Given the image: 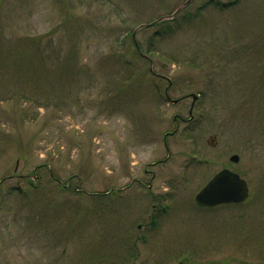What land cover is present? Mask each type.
I'll list each match as a JSON object with an SVG mask.
<instances>
[{
	"label": "rangeland",
	"instance_id": "obj_1",
	"mask_svg": "<svg viewBox=\"0 0 264 264\" xmlns=\"http://www.w3.org/2000/svg\"><path fill=\"white\" fill-rule=\"evenodd\" d=\"M187 1L0 0L9 42L42 35L55 71L41 102L0 96V264H264V0H193L149 43ZM223 169L249 198L199 208Z\"/></svg>",
	"mask_w": 264,
	"mask_h": 264
},
{
	"label": "trees",
	"instance_id": "obj_2",
	"mask_svg": "<svg viewBox=\"0 0 264 264\" xmlns=\"http://www.w3.org/2000/svg\"><path fill=\"white\" fill-rule=\"evenodd\" d=\"M211 2L212 1H210L204 6H201V8L207 7V6H213L218 11L225 12L226 10L233 8L234 5L240 3V0H232L231 2H228V3H223V2H218V1L214 3H211ZM189 7L190 6H187L185 9L179 12L172 20H164L161 22H157L158 20L164 17H170L174 12L168 16L161 17L156 21H151L150 22L151 25H154L155 27H157L158 30L156 33H154V35H152L149 43H152L154 46L157 41L162 42L166 38H169L175 35L178 32V30L181 29L180 20H182L185 17V14L187 15V10L189 9ZM201 8L198 9V14L202 13ZM180 15L182 18H178L180 17ZM5 25H6V22L4 20V17L0 14V88H1L0 96L4 100H8V99L11 100L13 98L19 97L20 99L32 101L34 103L41 102L39 101V96H40L39 93L41 94L42 90H45L44 83L53 82V79H51V76L53 73H55L54 69L53 70L47 69L45 65L46 64L45 60L47 58H50L49 55H47L48 48L42 46L43 45L42 40L45 37H42L41 35L39 37H34L32 39H27V40H21L20 42H15V44H11L9 42V39H7L5 36L6 35ZM223 33H224V30H223ZM233 35L235 38H237V34H233ZM229 41L230 39L225 38L226 43ZM30 47L33 48L34 50H31ZM137 47L134 53L135 56L145 59L144 58L145 54L143 53V50L141 49V46L139 43H137ZM215 49L218 51L212 55L214 56L212 58L221 59L220 52L223 50L220 47L219 48L217 47ZM227 50H225L222 56V59L220 61L228 59ZM159 52L156 50V48L154 49L152 48V49H148V51L145 53L146 54L148 53L151 55V54H156ZM52 55L54 57H59L58 54L56 53ZM162 56L163 55H161V57ZM191 56H193V58H199V57L205 58L206 57L205 54L203 55L193 54ZM163 57H165V59L169 60V62L171 63H178V62H186V59L189 56L185 55L182 52L176 56H170V55L166 56L165 55ZM190 63L192 65L196 64L194 63L193 60H191ZM219 63L220 62H217V64ZM202 65L203 64H200L199 66H195V67L200 68ZM220 67L221 65H215L213 70H217ZM60 72H61V76H64V77L69 76L68 74L63 75L64 68H61ZM146 72L149 74L152 73L154 75V72H151V70L146 69ZM7 76L9 77L12 76L10 78H7L9 81L5 79V77ZM62 192L63 193L68 192V190L65 188H62ZM140 239L142 240V238ZM135 245L136 243H134L133 246L130 247L132 251L135 250Z\"/></svg>",
	"mask_w": 264,
	"mask_h": 264
},
{
	"label": "water",
	"instance_id": "obj_3",
	"mask_svg": "<svg viewBox=\"0 0 264 264\" xmlns=\"http://www.w3.org/2000/svg\"><path fill=\"white\" fill-rule=\"evenodd\" d=\"M193 0H189L184 6L179 8L171 17L173 19L178 12L189 5ZM162 18L159 21L165 20ZM145 26H141L139 29ZM193 103L198 96L192 95ZM172 104H176V100H171ZM230 161L234 164L239 163L240 157L233 155ZM249 197V188L247 182L240 177L239 174L223 169L216 174L195 196V203L203 209H213L222 205L242 204Z\"/></svg>",
	"mask_w": 264,
	"mask_h": 264
},
{
	"label": "flooded vegetation",
	"instance_id": "obj_4",
	"mask_svg": "<svg viewBox=\"0 0 264 264\" xmlns=\"http://www.w3.org/2000/svg\"><path fill=\"white\" fill-rule=\"evenodd\" d=\"M149 171L148 170H146V173H148ZM153 179H154V174L152 173V179L150 180V183H149V185L147 186V188H151L152 187V185H151V182L153 181ZM141 186H145V184H142L141 183ZM154 218L153 217H150V220H153ZM153 222V221H152ZM140 228V227H139Z\"/></svg>",
	"mask_w": 264,
	"mask_h": 264
}]
</instances>
